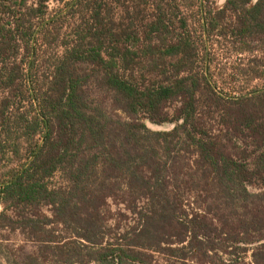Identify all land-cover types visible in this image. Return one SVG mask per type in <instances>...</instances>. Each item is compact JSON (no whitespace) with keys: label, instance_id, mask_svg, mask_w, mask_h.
Wrapping results in <instances>:
<instances>
[{"label":"trees","instance_id":"obj_1","mask_svg":"<svg viewBox=\"0 0 264 264\" xmlns=\"http://www.w3.org/2000/svg\"><path fill=\"white\" fill-rule=\"evenodd\" d=\"M51 1L0 0V155L26 160L0 179V230L38 246L7 263L264 264V89L224 96L200 65L183 9L211 0ZM228 16L264 49V0H227L204 28Z\"/></svg>","mask_w":264,"mask_h":264},{"label":"rangeland","instance_id":"obj_2","mask_svg":"<svg viewBox=\"0 0 264 264\" xmlns=\"http://www.w3.org/2000/svg\"><path fill=\"white\" fill-rule=\"evenodd\" d=\"M70 1L71 0H52L49 3L50 14L55 15L61 11L64 13L67 12L66 6ZM226 1L227 0H211L210 3L201 1V7H198L200 5L198 1L197 4L195 3L196 6L194 7L190 6L188 2L189 6L186 5L184 7L183 15L188 19L189 28L200 46V65L203 67L204 71L207 72L208 77L211 79L217 91L224 96L232 95L238 97L248 95L255 90L264 89V49L257 51L256 49L260 48H256L258 45L256 41L240 42L238 39L234 38L233 35L230 34V31L234 29V25L232 26L234 20H232L231 16H228L226 20L220 22V29L217 31L212 34L206 31L204 26H206V28L209 27L208 22L211 19L209 18V11H213L215 16L223 9ZM75 21V18H72V16L68 17L66 23H64L62 27V37L70 34ZM223 28H227L226 31H229V35L221 36ZM248 47L256 51L246 50L245 48L249 49ZM49 54L52 55V50L49 51ZM38 66V74L43 79L50 71L44 60H42ZM256 70H259L262 76L255 79L253 75ZM28 71L29 70H27V72ZM90 95L96 101L102 102L112 115H119L118 112L114 111L112 101L107 95L100 92L95 87L90 88ZM32 104L36 105L33 99L26 102V109L32 108ZM149 126L153 130H167L172 128L171 125L164 127L155 125ZM23 148H25V146ZM25 162L26 160H23L22 162L10 164L8 160H3L0 155V179L12 168L19 170ZM54 182L60 183L61 180L57 177ZM108 210L109 212L105 214L110 216V219H113L117 226L124 227L129 224V222L131 223L133 219V216L126 211V207L117 202H111ZM0 211H2V208H0ZM51 211V208L46 207L41 210V213L52 217ZM123 214L128 217H125ZM37 247L36 243L30 239L29 234H24L21 231L12 232L10 230H0V264H8L2 254V249L13 261H20L24 253H33L37 251Z\"/></svg>","mask_w":264,"mask_h":264}]
</instances>
